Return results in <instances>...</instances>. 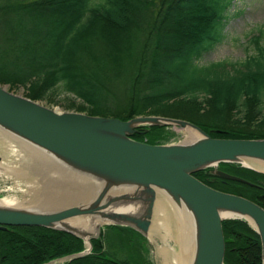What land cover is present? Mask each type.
Returning a JSON list of instances; mask_svg holds the SVG:
<instances>
[{
  "label": "trees",
  "instance_id": "trees-1",
  "mask_svg": "<svg viewBox=\"0 0 264 264\" xmlns=\"http://www.w3.org/2000/svg\"><path fill=\"white\" fill-rule=\"evenodd\" d=\"M233 2L0 0V84L21 87L26 97L50 106L62 96L66 109L90 115L126 120L168 112L205 131L219 130L212 137H264V30L252 36L253 53L242 61L197 63L223 39ZM172 136L171 127L153 126L131 137L157 144ZM218 167L255 185L206 170L193 175L264 207V173L236 163ZM107 231L127 241L135 259L114 257L92 239L91 253L62 264H152L138 232L107 226L103 237ZM222 231L225 264L261 263L259 236L245 220L226 219ZM83 248L64 231L0 229V264H42Z\"/></svg>",
  "mask_w": 264,
  "mask_h": 264
},
{
  "label": "water",
  "instance_id": "water-1",
  "mask_svg": "<svg viewBox=\"0 0 264 264\" xmlns=\"http://www.w3.org/2000/svg\"><path fill=\"white\" fill-rule=\"evenodd\" d=\"M153 126L182 127L197 135L157 144L131 137ZM0 132L42 163L69 174L74 182L66 189L58 185L44 188L35 202L0 203V229L40 226L82 240L83 250L42 264H62L87 255L92 251V239L99 240L103 250L107 226L130 228L146 237L159 196H165L177 213L188 217L192 234L189 264H225L222 222L233 218L245 220L256 231L261 245L260 264H264V207L244 196L215 189L193 175L206 170L214 177L254 185L220 170L218 165L236 163L264 173L245 163L264 164V137H212L219 130L205 131L188 120L169 116L139 115L123 120L62 111L16 94L2 84ZM6 156L0 147V159L6 160ZM5 170L0 168L1 173L12 174L27 187L30 179L22 180ZM31 177L43 186L53 184L40 173ZM137 203L139 207L134 211L114 210V206Z\"/></svg>",
  "mask_w": 264,
  "mask_h": 264
},
{
  "label": "rangeland",
  "instance_id": "rangeland-1",
  "mask_svg": "<svg viewBox=\"0 0 264 264\" xmlns=\"http://www.w3.org/2000/svg\"><path fill=\"white\" fill-rule=\"evenodd\" d=\"M259 30H264V0H234L228 14L227 21L225 23L223 32V39L216 44L211 50L204 53L203 56L197 61L198 64H208L217 61H227V62H239L242 61L246 56L253 53V47L250 43L252 36L256 35ZM8 88L7 85H4ZM16 94L23 95V89L14 88L10 90ZM25 96V95H23ZM68 102L64 97L59 98V104L52 107H56L62 111H74L66 109L65 104ZM44 103V102H43ZM46 104V103H44ZM175 110V109H172ZM167 111V110H166ZM169 111V110H168ZM79 112V111H78ZM83 112V111H81ZM86 113V112H83ZM166 115H171V113L165 112ZM155 115V114H148ZM162 113L160 116H164ZM171 117V116H169ZM178 118V117H174ZM180 118V117H179ZM183 119V118H180ZM186 120V119H185ZM173 131V136L168 142H177L189 139L191 135L182 127H171ZM6 160L4 163L8 164L9 161H13L11 154H9L7 149H2ZM14 163H10L13 165ZM8 164V166H10ZM30 184L25 187V184L15 178L14 176L7 173H0V197L1 198H20L21 195L28 190ZM169 207V206H168ZM175 209V208H174ZM170 211V210H169ZM152 225V224H151ZM150 225V227H151ZM171 231H174V226L171 224ZM171 232L170 237L161 240V234L163 231L160 230L159 233H151L148 230V234L145 237V247L147 252L144 250L147 259L151 261L152 264H162L160 255L157 253L158 248L169 247L178 249V244L175 241L174 233ZM110 232H106L103 237L104 248L114 257L126 256L129 259H135L136 254L134 250H131L130 244L127 241L120 242L110 236ZM156 235V236H155ZM159 236V237H158ZM173 236V237H171ZM111 237V238H110ZM171 238V239H170ZM167 241V242H166ZM133 249V248H132Z\"/></svg>",
  "mask_w": 264,
  "mask_h": 264
},
{
  "label": "bare ground",
  "instance_id": "bare-ground-1",
  "mask_svg": "<svg viewBox=\"0 0 264 264\" xmlns=\"http://www.w3.org/2000/svg\"><path fill=\"white\" fill-rule=\"evenodd\" d=\"M189 135L196 136L195 131H188ZM15 141H10L6 135L0 132V147L2 149H7L6 152L11 154L9 157L13 159V165L6 166L3 165V157L0 159V168H6L5 171L14 172L18 178L25 180L30 179L27 184L30 187L25 191L20 198H1L0 203L5 205H22L29 202H35L39 200V196L42 197L43 190H50L52 186H64L62 189L73 187V181H71V176L65 172L54 169L50 164L37 159L32 153L26 150L19 144H14ZM16 143V142H15ZM4 153V152H3ZM3 159V160H2ZM7 162V160H5ZM10 162V161H9ZM258 170L264 171V164L262 163H251L245 162ZM5 164V163H4ZM1 173V171H0ZM34 173H40L44 175V180L49 179L53 184L41 185L39 180L32 178L31 175ZM12 175V174H10ZM56 181V182H55ZM31 182V183H30ZM58 185V186H57ZM28 186V185H27ZM45 188V189H44ZM46 192V191H45ZM50 192V191H47ZM52 192V191H51ZM169 206V207H168ZM114 210L117 211H134L139 207L137 205L130 206H114ZM170 210V211H169ZM223 216H233L231 213H224ZM251 224L252 220L248 218ZM77 223V222H76ZM81 223V222H80ZM82 223H85L84 221ZM81 223V224H82ZM79 224V223H78ZM171 224L174 226V231L170 229ZM162 230L163 234L160 235L159 231ZM150 232L155 234L158 233L161 236V240L170 237L171 232L174 233V238L178 244V249L161 247L158 248L157 253L161 257L162 264H189L192 250V234L191 227L186 214L177 213L172 204L168 201L165 196H159L156 200L152 225L150 227ZM156 236V235H155ZM171 236V237H173ZM159 237V236H158ZM171 239V238H170ZM167 242V241H166Z\"/></svg>",
  "mask_w": 264,
  "mask_h": 264
},
{
  "label": "flooded vegetation",
  "instance_id": "flooded-vegetation-1",
  "mask_svg": "<svg viewBox=\"0 0 264 264\" xmlns=\"http://www.w3.org/2000/svg\"><path fill=\"white\" fill-rule=\"evenodd\" d=\"M241 178V177H240ZM244 179V178H243ZM255 185V184H254ZM145 238V237H144ZM105 249V248H104Z\"/></svg>",
  "mask_w": 264,
  "mask_h": 264
}]
</instances>
